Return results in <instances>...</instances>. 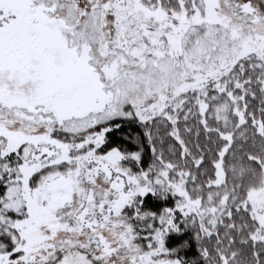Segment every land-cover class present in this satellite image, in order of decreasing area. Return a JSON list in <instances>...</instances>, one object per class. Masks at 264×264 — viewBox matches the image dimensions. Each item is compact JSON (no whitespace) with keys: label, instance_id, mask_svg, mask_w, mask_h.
Returning a JSON list of instances; mask_svg holds the SVG:
<instances>
[{"label":"snow or ice","instance_id":"snow-or-ice-1","mask_svg":"<svg viewBox=\"0 0 264 264\" xmlns=\"http://www.w3.org/2000/svg\"><path fill=\"white\" fill-rule=\"evenodd\" d=\"M0 264H264V0H0Z\"/></svg>","mask_w":264,"mask_h":264}]
</instances>
